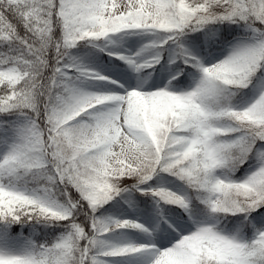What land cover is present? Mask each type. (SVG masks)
<instances>
[{
  "label": "snow or ice",
  "instance_id": "obj_1",
  "mask_svg": "<svg viewBox=\"0 0 264 264\" xmlns=\"http://www.w3.org/2000/svg\"><path fill=\"white\" fill-rule=\"evenodd\" d=\"M0 264H264V0H0Z\"/></svg>",
  "mask_w": 264,
  "mask_h": 264
}]
</instances>
